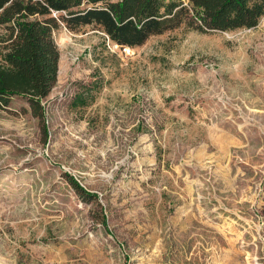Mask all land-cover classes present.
Here are the masks:
<instances>
[{
	"label": "rangeland",
	"instance_id": "374dc122",
	"mask_svg": "<svg viewBox=\"0 0 264 264\" xmlns=\"http://www.w3.org/2000/svg\"><path fill=\"white\" fill-rule=\"evenodd\" d=\"M54 39L45 123L22 96L0 108V264H264V16Z\"/></svg>",
	"mask_w": 264,
	"mask_h": 264
},
{
	"label": "trees",
	"instance_id": "16d2710c",
	"mask_svg": "<svg viewBox=\"0 0 264 264\" xmlns=\"http://www.w3.org/2000/svg\"><path fill=\"white\" fill-rule=\"evenodd\" d=\"M186 1L0 0V108L22 96L45 123L43 100L59 70L54 32L62 25L70 30L93 25L120 46L136 47L183 24L203 32L234 31L257 26L264 16V0ZM258 77L255 99L264 107V76ZM69 178L80 192L97 197Z\"/></svg>",
	"mask_w": 264,
	"mask_h": 264
}]
</instances>
